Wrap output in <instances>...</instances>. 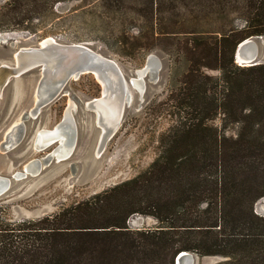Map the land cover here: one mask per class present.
Segmentation results:
<instances>
[{
  "label": "trees",
  "instance_id": "1",
  "mask_svg": "<svg viewBox=\"0 0 264 264\" xmlns=\"http://www.w3.org/2000/svg\"><path fill=\"white\" fill-rule=\"evenodd\" d=\"M69 6L66 11L64 8ZM63 10H59V8ZM73 20L123 56L158 50L173 64V123L137 176L37 220L0 215V264H177L182 252L264 264V63L237 47L264 37V0H8L0 34ZM217 75H214V74ZM135 215L158 226L133 230Z\"/></svg>",
  "mask_w": 264,
  "mask_h": 264
},
{
  "label": "rangeland",
  "instance_id": "2",
  "mask_svg": "<svg viewBox=\"0 0 264 264\" xmlns=\"http://www.w3.org/2000/svg\"><path fill=\"white\" fill-rule=\"evenodd\" d=\"M8 0H0V6ZM69 6L64 8L66 11ZM63 10V8H59ZM31 28L2 33L6 38L19 42L18 46L38 45L47 37L73 43H89L97 50L117 61L129 81L130 99L123 119L113 137L107 141L101 153V128L91 111L84 104L100 97L103 85L94 75H85L71 80L63 90V95L40 109L38 117H26L37 101V86L41 74L37 71L14 78L0 94V175L13 178L26 165L39 160L41 170L37 176L23 180H12L10 189L0 196V215L11 221L37 220L55 214L62 208L89 199L94 195L132 179L146 170L159 153L161 135L173 123L171 109L164 105L172 76V61L159 43L158 50L138 51L134 56H123L111 50L103 41L90 38L84 23L73 20L70 25L58 30L54 35L44 37L46 27L36 21ZM261 57L264 59V37ZM0 44V64H13L14 47ZM151 56L156 70L145 76L146 91L143 95L132 85L136 72L145 68ZM214 75H217L216 73ZM70 102L75 105L73 114L77 134L72 155L63 161L54 159L46 162L48 156L58 146L37 150L35 139L41 129H54L65 117ZM23 121L24 129L16 148L4 151L7 134ZM256 212L264 216V198L256 204ZM133 230L158 226L152 217L135 215L129 220ZM194 264H218L225 260L219 256L201 257L191 253Z\"/></svg>",
  "mask_w": 264,
  "mask_h": 264
},
{
  "label": "water",
  "instance_id": "3",
  "mask_svg": "<svg viewBox=\"0 0 264 264\" xmlns=\"http://www.w3.org/2000/svg\"><path fill=\"white\" fill-rule=\"evenodd\" d=\"M262 38L263 37L260 36L252 37L240 43L235 54L236 62L239 65L255 66L264 63V59L261 57L262 42L260 40ZM7 43H9L10 47H14L12 53L14 63L12 65L7 63L0 64V94L3 93L4 89L14 78L21 77L33 71H37L41 74L36 90V104L26 114V117H38L41 108L48 106L51 102L63 95L64 88L71 80L80 79L85 75H94L103 85L102 95L84 104V108L94 114L96 122L101 128L102 138L98 149V153H101L107 141L113 137L118 129L130 99L129 81L117 61L97 50L89 43L69 44L59 41L54 37H47L38 45L18 46V41L9 37L6 38L4 35L0 34V44L8 45ZM154 59L155 56H151L148 65L138 70L136 72V77L131 79L132 85L141 95L146 91V74L151 71L153 72L154 78L156 76V70L151 62ZM136 81L142 82V89L137 87ZM114 97L119 100L120 107L116 120L111 126H108L100 115V111L103 106L102 104L104 102H110ZM74 112L75 105L73 102H70L63 121L54 129L47 130L52 132L69 125L71 128V137L74 139L77 134L76 120L73 116ZM23 129V121L17 123L13 127L7 134L3 146L4 151L17 147ZM40 131H45V129H41ZM40 131L35 139V149L43 150L58 143V146L46 159V162L53 161L54 159L63 161L69 158V156L59 157L54 153L61 146L60 138H57L47 145L38 143V137L41 134ZM75 143L76 141L73 145L74 148ZM72 153L70 155H72ZM34 164H38L39 170H41L40 161L33 160L26 165L23 171L16 172L13 178L0 175V196L4 195L10 189L13 179L19 181L29 176H37L40 171L38 172V170L32 168ZM176 262L177 264H194V257L189 252H182L177 257Z\"/></svg>",
  "mask_w": 264,
  "mask_h": 264
},
{
  "label": "bare ground",
  "instance_id": "4",
  "mask_svg": "<svg viewBox=\"0 0 264 264\" xmlns=\"http://www.w3.org/2000/svg\"><path fill=\"white\" fill-rule=\"evenodd\" d=\"M136 85L138 88L141 89L143 87L141 81H136ZM102 105L103 106L101 108L100 115L103 117L106 125L111 126L113 122L116 120V116L120 107V102L117 98L114 97L110 102L109 101L104 102ZM69 123L71 124L70 121ZM70 131L71 128L69 125L52 132L45 129V131H40L41 134L38 137V143L47 145L52 141L56 140L57 138H60L61 146L54 153L57 154L59 157L62 156L70 157L71 156L70 154L73 152L74 142L76 141V137L74 139L71 137ZM32 168L34 170H38V172L40 171L38 164H34Z\"/></svg>",
  "mask_w": 264,
  "mask_h": 264
}]
</instances>
